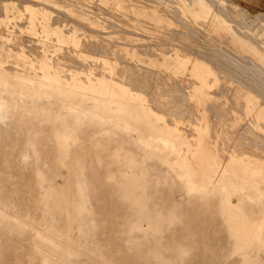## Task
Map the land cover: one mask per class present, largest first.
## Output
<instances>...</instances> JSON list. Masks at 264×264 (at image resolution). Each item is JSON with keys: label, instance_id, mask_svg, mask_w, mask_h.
Returning <instances> with one entry per match:
<instances>
[{"label": "rangeland", "instance_id": "374dc122", "mask_svg": "<svg viewBox=\"0 0 264 264\" xmlns=\"http://www.w3.org/2000/svg\"><path fill=\"white\" fill-rule=\"evenodd\" d=\"M31 2L33 4H31ZM214 8L217 10L219 8L220 13H218L217 10H215ZM220 9L224 13L226 12V15L222 14L223 12ZM175 10L177 11V13ZM238 12H241L240 15ZM201 13L202 15H200ZM43 15L45 16L43 17ZM192 15H198L197 20L194 19ZM214 15H219L220 19H223L222 21L224 22V24L231 28V30H229L230 33H226V31L219 32V29H217V27L214 25ZM226 16L231 20L227 21V19H224ZM118 19H120L121 21ZM179 19L181 22L179 21ZM248 20H250L251 23ZM246 21H248L249 23L247 22L245 24L244 22ZM238 22L240 23V25ZM58 23H60V25ZM104 23L107 24L105 25ZM110 23L114 24L115 26L111 27L112 25L110 26ZM180 23H184V25L186 24V27L183 24L181 25ZM32 24L34 25V27ZM38 26L40 28H38ZM93 27L94 30L92 31ZM187 27L189 29H192V31H195L194 35H192L193 32H191V30L186 29ZM95 29H97V31ZM180 33L182 36L180 35ZM185 33L191 34L186 35ZM244 33L246 35H241V38L240 34ZM48 35L51 37H49ZM184 35L186 36L184 37ZM187 36L190 37L188 38ZM219 36L221 38H219ZM192 37L194 38L193 40ZM197 37L200 40L196 39ZM200 37L202 38V40ZM229 37H232L234 39L237 38L238 43H240L239 41H241L242 43H245L247 47H252V45L253 47H255L256 45L258 47L260 45H264V0H0V76L6 79L7 82H11V84L17 83L19 79L23 80V84H21V87L16 91L11 93H5L0 90V94L6 97L9 103V115L18 114L22 110H25V112L28 114H33V110L37 104H39L40 102H46L45 99L38 98L37 95L40 93V89L43 87V85L47 83V78L58 76L59 81L57 83H54L55 87H61L66 91H74L76 93V95L71 98H64L63 96L59 97L58 95L56 96V101H61L66 106H73L83 103L91 110L96 111L97 113H102L101 115L103 117L108 116L107 113L103 112L104 110L115 111L119 108H122L123 106H126V104L131 105L127 107L128 110L131 112H140L143 111V108H147L148 110L153 112L149 111L150 113L148 112L142 115L132 113L128 116L131 120L132 127L136 128L137 130V132H130L131 134H127L128 140L132 143V148H139L140 144L138 142V138L152 132L151 130H149L147 125L149 122L154 123L158 127H165V125L167 124V120L169 122L170 127L177 126L178 128H181L180 133H185L186 135L188 134V132H186L187 129L191 130L193 128L196 119L203 118L204 121L202 123H206L207 126L210 128H208L207 130L208 135L209 133H211L207 140L211 141V148L206 149L207 151L205 152L206 154H204L205 159L202 165L205 167L206 174H208V181L212 184H217L221 181V178L219 176L217 164L214 163L213 160H211V157L214 155V153L221 154L224 152V150L233 151L236 150L238 147V151L246 150V153H250V155L257 156L259 159L260 157L261 159H264V148H262L264 147V140H262V138H264V129H262L264 128V120L260 122L259 127L255 128L252 126L253 124L251 125L253 120L252 116L250 114L244 116L243 114L246 105V100L244 99V96L247 95L252 96L254 102L257 103L262 109H264V101H262L264 100L262 99L264 98V91H262L264 90L262 89L264 88V71H262L264 70V68H262L259 64L255 62L256 59L254 60L248 48H246V52V50H242L240 49V47H236L237 42L232 41V38ZM248 37H250V39ZM179 39L180 41H178ZM203 39H205V41ZM189 40H192V42ZM92 41L94 46L92 45ZM199 41L200 43H198ZM207 41H211L209 42L211 44H215L216 42V44L211 45L208 44ZM225 41L229 44L225 43ZM166 42L168 43L166 44ZM217 42H219V46L221 44L223 48L221 46L219 48V46H217ZM182 43H185L186 45L188 43L189 46L191 45L189 47V50L188 45L186 46L185 44L183 45L186 48L183 47L185 48V50L183 48L182 50ZM80 44H83V47H81L82 45ZM201 44H203V46L205 44V48L209 46L208 49L203 50V52H201V48L204 49ZM95 45H97V47ZM229 45H233L234 47ZM100 46L102 47V49L100 48ZM135 46L138 48V50ZM212 46H217L219 49L217 47H214L213 50ZM93 47H96V49H94ZM146 47L148 49H146ZM228 47H232V49H229ZM193 48H195V51L193 50ZM209 48H211L210 50H212V54L217 57L214 58L215 60L213 59V55H207L210 58L212 56L211 61H208V59L210 60V58L206 57V53L209 51ZM85 49L87 50V52ZM88 49L92 51V53L89 52ZM141 49L143 51L142 53L140 51ZM226 49H229L231 51ZM102 50L104 51V53ZM1 51L3 54L1 53ZM191 52H193V54ZM197 52L198 54H201L197 56ZM210 52L208 53L211 54ZM216 52L218 54H215ZM237 52H239V54ZM120 53L123 54L121 55ZM202 53H205L203 54L205 56H202V58L204 59L201 58ZM235 53H237V55ZM115 54L118 56H116ZM47 55L50 57H48ZM217 55H219V57ZM238 55L242 56L237 58ZM212 59L214 61H212ZM92 61H94L95 63ZM206 61L208 62V64ZM55 62L57 64H55ZM213 62L216 63L213 64ZM109 63H111L112 65ZM194 63L200 64L203 70L209 71V76H207V79L209 81L206 88L202 92L204 93L202 96H198L199 92L196 90V88H198V85L196 83V79L194 78V72H192V67ZM217 63H219L221 66L218 67L219 65ZM254 63L256 64L254 65ZM215 64L217 68L215 67ZM94 65L98 66L94 67ZM140 65H142L143 67ZM239 65L241 66L239 67ZM257 65L262 69L259 68ZM19 66H21L24 70ZM4 67H6V69ZM229 69L231 72L229 71ZM28 71L31 72L29 73ZM133 71L135 73L132 74ZM142 71L144 72L141 73ZM127 73L131 75V78ZM231 73L233 75H231ZM236 76L237 78H239V80L236 78ZM102 77H104V79L109 82V85L115 87H124L125 89H127L128 93L132 95H141L143 97V100H139L136 98H121V91L119 90L115 91L113 97H109L108 90L90 91L75 86L77 82L83 86H86L89 81L94 82V80L102 79ZM234 78L236 80H233ZM131 81L133 82L132 84ZM134 83L136 85H134ZM137 83H139L140 87L137 86ZM170 84L172 86H169ZM109 85L106 84L105 88H107V86ZM167 85L169 86V88ZM175 85H177L178 87H176ZM218 85L220 86L218 87ZM242 85H244V88H246L247 86L248 89H243ZM170 87L172 89H170ZM180 87H182L183 89H181ZM174 88L178 89L175 90ZM148 89L150 90L149 92ZM255 89L256 91H254ZM250 90L253 92H250ZM27 91L30 92L33 97L31 95H27ZM167 91H169L168 95ZM254 92H257V94L260 93L259 96H261L259 97L256 94L254 95ZM210 95H213L212 98ZM154 96H156V99ZM171 96H174L175 98ZM181 96L183 97V100ZM165 97L168 99H165ZM169 98L171 100H169ZM172 98L175 99V101H172ZM173 102H177V106ZM180 102L183 103L181 104ZM185 102L191 104L188 105ZM92 103H105L106 105L93 106ZM140 103H144L146 106H136ZM166 104L169 106H167ZM172 104H174L175 107H172ZM203 104L205 105V107L203 106ZM214 104L215 106H213ZM132 105H134V107H132ZM154 105H156L155 108L153 107ZM183 105L184 107L186 105V108L190 107L187 109V111L191 110V113L187 112L186 108L185 110L182 109ZM194 105L196 109H193ZM201 105L203 107H200ZM209 106L213 107L210 111ZM166 108L170 113L167 114V110H165ZM214 109L217 111H215ZM164 110L166 112H164ZM174 110L176 113L174 112ZM171 112H174L173 115L175 116L171 115ZM183 112H185V116ZM208 112L210 113L208 114ZM181 113H183V115H181ZM189 117L192 119H190ZM158 118H163V122L161 120L158 121ZM225 118L230 119L227 121ZM141 119H143L142 122H140ZM210 119H213V123L210 122ZM200 121L201 120H197V122L199 123ZM50 123L52 124V116L48 108H45L44 111L37 117H35L33 120L35 130H41L44 126H47ZM213 124H215L216 127L213 126ZM248 124L251 125V127H249ZM178 125H180V127ZM211 128L213 131H210ZM240 128H242L243 131ZM0 129L2 131V135L0 136V192L11 196L17 189L19 191V187L21 184L25 186L23 192V195L25 194V200L23 202V205L20 206L18 209V217L23 218L26 217V215L29 213L31 202L36 195V192L34 191L33 186L29 180L30 175L36 170L47 172L50 168V164L47 163L43 158L37 160L34 159L31 152V148L27 143L26 130L24 131L22 129H19L12 121V119H0ZM228 131H230V133ZM235 132L237 134H235ZM119 134L126 135L124 132ZM235 135H238L237 139ZM258 135L261 137H258ZM245 138L250 141L245 140ZM251 138L254 141L256 140V138L259 139L256 140L255 142L257 143H255L251 140ZM229 143L232 146L229 147ZM217 144L220 145V147L222 145L223 146L220 148ZM234 144L236 145L233 146ZM259 145H261V148L259 147ZM49 147L50 144L47 143L46 149H49ZM103 156L107 159V152H105ZM86 159L87 160L85 162V165L90 168L92 165L88 162L89 158ZM153 165L156 168L155 173L164 172V166L161 163L153 162ZM106 167H108L107 171H114L117 168V165H108L107 163ZM107 171L104 170L103 174H106ZM101 182L105 187L107 186L106 180H103ZM154 189L162 191V193L158 195L160 200L157 205V208L161 210L162 213H166V209L172 206L174 200L179 201L182 204V207L185 208V222L190 224L189 227H186L185 229H189L191 233L195 235V239L198 241L197 252H200L202 254V256L199 258V263H238L237 258H234L230 261L225 260L223 258V250L228 247V235L226 233V228L223 226L220 213L217 209L219 195L216 191H212L209 194L203 196H193L191 197V200H189L190 197L185 194L184 187L175 178L168 179L167 184L165 186L160 184L157 185ZM116 213H118L119 215L122 214L121 211H118ZM25 228L26 229L15 230L10 228L6 223H0V264H52L50 262H38V260L35 258V253L36 250L39 249V247L35 244L32 239L33 227L25 222ZM176 229L179 230L180 228L177 226ZM43 253L47 252L43 250ZM262 258H264V254H262ZM261 263H264V260H262Z\"/></svg>", "mask_w": 264, "mask_h": 264}, {"label": "bare ground", "instance_id": "6f19581e", "mask_svg": "<svg viewBox=\"0 0 264 264\" xmlns=\"http://www.w3.org/2000/svg\"><path fill=\"white\" fill-rule=\"evenodd\" d=\"M28 3H29V1H28ZM108 3H110V2H108ZM31 4H33V3L31 2ZM102 4H104V3H102ZM42 7H43V5H42ZM64 7H66V6H64ZM111 7H110V9H111ZM116 8H114V9H116ZM226 8H227V6H226ZM215 10H217V9H215ZM175 11H174V13H175ZM179 11H180V9H179ZM217 12L220 13L219 8H218ZM229 12H230V9H229ZM176 13H177V11H176ZM240 13H239V15H240ZM222 14L226 15V12L225 13L223 12ZM181 15H183V14H181ZM200 15H202V13ZM44 16L45 15H43V17ZM186 16H187V14H186ZM192 16L194 19L197 20L198 15H192ZM243 16H244V14H243ZM115 17H116V15H115ZM177 18H178V16H177ZM180 19H179V21H180ZM224 19H227V21L231 20L227 16ZM32 20H35V19H32ZM118 20H120V19H118ZM222 20L223 19H220L219 15L213 16L214 25L217 27V29H219V32H225L226 31V33L227 32L230 33L229 30H231V28L229 26H226ZM248 21L250 22V20H248ZM248 21H246L244 23L246 24ZM71 22H73V21H71ZM76 22H80V21H76ZM182 22H184V21H182ZM58 24L60 25V23H58ZM180 24L184 25V23H180ZM35 25H36V23H35ZM101 25H103V24H101ZM239 25H240V23H239ZM79 26H81V25H79ZM110 26L113 27L115 25L110 23ZM254 26H256V25H254ZM33 27H34V25H33ZM88 27H90V26H88ZM108 27H109V23H108ZM38 28H40V27L38 26ZM186 29L188 30L189 28L187 27ZM232 29H233V27H232ZM93 30H94V27H93L92 31ZM95 30L97 31V29H95ZM189 30H191V32H193L192 35H194L195 31H192V29H189ZM259 30H260V27H259ZM122 31H119V32H122ZM125 33H127V32H125ZM175 33H177V32H175ZM182 34H183V32H182ZM185 34L190 35L191 33H185ZM236 34H237V31H236ZM41 35H42V32H41ZM180 35H181V33H180ZM186 35H184V37ZM241 35L245 36L246 34L245 33L240 34V36ZM36 37H38V36H36ZM49 37H51V36H49ZM85 38H86V36H85ZM219 38H221V37L219 36ZM229 38H232V37H229ZM241 38H242V36H241ZM248 38L250 39V37H248ZM134 39H136V38H134ZM193 39L194 38L192 37V40ZM196 39L200 40L198 37ZM206 39H208V38H206ZM192 40H189V41L192 42ZM201 40H202V38H201ZM203 40L205 41V39H203ZM223 40H224V38H223ZM237 40H238L237 38L236 39L232 38V41L237 42L236 47H238V48L240 47V49H242V50H246V48H248V50H250L254 60L256 59L255 62L257 64H259L262 68H264V45H262V46L260 45L258 47L256 45L258 42L257 41L256 44H254V45H256L255 47H253V45H252V47H247L245 43H242L241 41H239L240 43H238ZM175 41H177V40H175ZM178 41H180V39ZM115 42H117V41H115ZM209 42H211V41H209ZM209 42H208V44H211ZM219 42H217V46H219V44H218ZM221 42H222V40H221ZM167 43L168 42H166V44ZM185 43H182L181 49L183 47H185L183 45ZM198 43H200V41ZM225 43H228V42L225 41ZM225 43H224V45H225ZM90 44H91V42H90ZM215 44H216V42H215ZM215 44L213 43L211 45H215ZM252 44H253V42H252ZM80 45H82L81 47H83V44H80ZM87 45H88V43H87ZM87 45H85V46H87ZM92 45H93V41H92ZM187 45H188V43H187ZM201 45L203 46V44H201ZM201 45H199V46H201ZM95 46L97 47V45H95ZM101 46H100V48L102 49ZM190 46L188 45V50H189ZM217 46H212V49L214 47H217ZM220 46H221V44H220ZM220 46H219V48H220ZM226 46H227V44H226ZM229 46H233V45H229ZM87 47H86V49H87ZM96 47H93V48L96 49ZM203 47H204V49L200 47L202 49L201 52H203V50L208 49L209 46L207 48H205V44H204ZM221 47L223 48V46H221ZM100 48H98V49H100ZM185 48H183V49L185 50ZM191 48H190V50H191ZM228 48L232 49V47L231 48L228 47ZM89 49H91V48H89ZM146 49H148V48L146 47ZM210 49L211 48H209V51L208 50L207 51L208 52L211 51L210 52L211 54H209L206 51L207 52L206 57H208L207 55H213L214 56V54H212V50H210ZM229 49H226V50H229ZM78 50H79V48H78ZM137 50H138V48H137ZM193 50L195 51V48H193ZM215 50H216V48H215ZM48 51H51V50H48ZM93 51H95V50H93ZM140 51H141V53L143 52L142 49ZM197 51H198V49H197ZM219 51H221V50H219ZM229 51H231V50H229ZM236 51H237V49H236ZM23 52H25V51H23ZM86 52H87V50H86ZM89 52L92 53V51H90V50H89ZM222 52H223V49H222ZM227 52H226V54H227ZM246 52H247V50H246ZM1 53H2V51H1ZM103 53H104V51H103ZM191 53L193 54V52H191ZM237 53L239 54V52H237ZM237 53H235V54L237 55ZM106 54H107V52H106ZM120 54L122 55L123 53H120ZM200 54H198V52H197L196 55L198 56ZM203 54H205V53H202L201 58H202V56H205ZM215 54H218V53L216 52ZM247 55H248V53H247ZM116 56H118V55H116ZM217 56L219 57V55H217ZM240 56H242V55H240ZM240 56L238 55L237 58H239ZM252 56H250V57H252ZM48 57H50V56H48ZM233 57H234V54H233ZM208 58H210V57H208ZM211 58H212V56H211ZM211 58H210V60L208 59V61H211ZM214 58H217V57L214 56L213 59ZM202 59H204V58H202ZM213 59H212V61L215 60V59L214 60ZM33 61H35V60H33ZM57 61H59V60H57ZM75 61H76V59H75ZM46 62H47V60H46ZM92 62H94V61H92ZM214 63H216V62H213V64ZM219 63H217L219 65V66L217 65L218 67L221 66L220 65L221 63L220 64ZM252 63H253V61H252ZM256 63H254V65ZM55 64H57V63L55 62ZM109 64H111V63H109ZM207 64H208V62H207ZM211 64H212V62H211ZM229 64H231V63H229ZM61 65H63V64H61ZM235 65H238V64H235ZM96 66H98V65H96ZM96 66L94 65V67H96ZM140 66H142V65H140ZM240 66L241 65H239V67ZM19 67H21V66H19ZM215 67H216V64H215ZM261 67H259V68H261ZM4 68L6 69V67H4ZM102 68H104V67H102ZM192 69H193L192 72H194V78L196 79V83L198 85V88H196V90L199 92L198 96H202L204 94L202 92L206 88L208 81H209L207 79L208 78L207 76H209V71L203 70L201 65L198 63H194ZM7 70H8V68H7ZM75 70H77V69H75ZM111 71H112V68H111ZM229 71H230V69H229ZM262 71H264V70H262ZM80 72H82V71H80ZM143 72L144 71H142L141 73H143ZM133 73H135V72L133 71L132 74ZM232 73H231V75H233ZM95 74H96V72H95ZM256 74H257V72H256ZM142 75H144V74H142ZM129 76L131 78V75H129ZM147 76H148V74H147ZM133 78H132V80H133ZM236 78H237V76H236ZM137 79H138V77H137ZM150 79H151V77H150ZM237 79L239 80V78H237ZM233 80H236V79L234 78ZM58 81H59L58 76L47 78V81H46L47 83H45L43 85V87L40 89V93L37 95L38 98L45 99L46 102L45 103L40 102L39 104H37L33 110V114H28L25 112V110H22L18 114L9 115V112H8L9 103H8L6 97H4V96H2V94H0V119H5V118L6 119L7 118L12 119V121L15 123V125L19 129H22L24 131L26 130L27 143H28L29 147L31 148V152H32L34 159L37 160V159L43 158L47 163L50 164V168L48 169L47 172H44L41 170H36L30 175L29 180L33 186L34 191L36 192V195L31 202L30 211L26 215V217H23V218L18 217L19 216V210L18 209L20 206L23 205V202L25 200V198H24L25 194L23 195L25 186L23 184L20 185L21 188L19 187V191L17 189L14 192L15 194L13 193L11 196H9L8 194L0 192V223H6L10 228L15 229V230L26 229L25 228V222L33 227L32 239L35 242V244L39 247V249H37L36 253H35V258L38 260V262H42V263L43 262L44 263L50 262L52 264H204L202 262H200V263L198 262V261H200L199 258L202 256V254L200 252H197L198 251L197 250L198 249V247H197L198 241L195 239V235H193L189 229H185L186 227H189L190 224L185 222V220H186L185 219L186 217L184 215L185 208L182 207V204L179 201L174 200L172 206L166 209V213H162L161 210H159L157 208L158 202L160 200L158 195H160L162 193V191L156 190L154 188L160 184L165 186L167 184L168 179L175 178L184 187L185 194L190 197L189 200H191V197H193V196H203V195L209 194L212 191H216L217 194L219 195L218 208L217 209L220 213V216H221L222 222H223V226L226 228V233L228 235V240H227L228 247H226L223 250V253H224L223 258L225 260L230 261V260H233L234 258H237L238 263H236V264H264V263H261V261L264 260V258H262V254H264V159H261V157L259 159L257 156L250 155V153H246L247 152L246 150L245 151H238L237 150L238 147L236 150H233V151L227 149L228 151L224 150V152L221 154H218V153L215 154L214 153V155L211 157V160H213L214 163L217 164L221 181L217 184H212L208 181L209 180L208 174H206L205 167L202 165V163L204 162V159H205L204 154H206L205 153L207 151L206 149L211 148V141L207 140V138L209 137V135L211 133H209V135H208L207 130L209 127L207 126L206 123H202L204 121L203 118L196 119L195 124L193 125V128L191 130L187 129L186 132H188V134H186V135H185V133H180L181 128H178L177 126L170 127L169 122L167 120H166L167 124L165 125V127H158L154 123L149 122L147 125H148L149 130H151L152 132L145 135V136H141L138 138V142L140 144L139 148H132V143H131V141L128 140L127 134L130 132H137V130H136V128L132 127L131 120L128 116L132 113H136V114H140V115L146 114L150 110L142 107L143 111L131 112L127 108L128 106H131V105L126 104V106H123L122 108H119L118 110H115V111L114 110L113 111L112 110H109V111L104 110L103 112L107 113L108 116L103 117L101 115L102 113H97L96 111L91 110L89 107H87L83 103L73 105V106H66L61 101H56V96L58 95L59 97L63 96L64 98H71V97L75 96L76 93L74 91H66V90L62 89L61 87H55L54 83H57ZM159 81H160V78H159ZM163 81H165V80H163ZM132 83L133 82L131 81V84ZM147 83H148V80H147ZM21 84H23V80H21V79H19L17 81V83L11 84V82L10 83L7 82L6 79H4L2 76H0V90L2 92H5V93L14 92L21 87L20 86ZM106 84L109 85V82L107 80H105L104 77H102V79H96V80H94V82L89 81L86 86H83V85L79 84L78 82H77V84H75V86L78 88H83V89H87L90 91L108 90V92H109L108 96L109 97H113L114 96L113 94L115 93V91L119 90V91H121V95H120L121 98H136L139 100H143V97L141 95H132V94L128 93L127 89H125L124 87H115V86L109 85V86H107V88H105ZM137 84H138L137 86L140 87L139 83H137ZM171 84L169 86L173 85V84L172 85ZM134 85H136V84L134 83ZM177 85H175V86L178 87ZM169 86H168V88H169ZM219 86L220 85H218V87ZM242 86H243V89H248L247 86H246V88H244V85H242ZM251 86H253V85H251ZM160 88H161V85H160ZM180 88L183 89L182 87H180ZM149 89H151V88H149ZM149 89H148V92L150 91ZM170 89H172V88L170 87ZM177 89H175V90H177ZM262 89H264V88H262ZM260 90H261V88H260ZM254 91H256V89ZM262 91H264V90H262ZM153 92H155V91H153ZM168 92L169 91H167V95H168ZM250 92H253V91L250 90ZM257 92H258V90H257ZM257 92H254V95L256 94L259 96L260 93L257 94ZM217 93H218V91H217ZM27 95L30 96L31 93L27 91ZM31 96L33 97V95H31ZM156 96H154L155 99H156ZM174 96H171V97H174ZM212 96H211V98H212ZM178 98H180V97H178ZM184 98H186V97H184ZM165 99H168V98L165 97ZM244 99L246 100L245 109L243 111L244 116L250 114L253 118L251 125L253 124L252 126L255 128L259 127L260 122L262 120H264V109H262L257 103L254 102V99L252 98V96H248V95L244 96ZM262 99H264V98H262ZM150 100H152V99H150ZM169 100H171V99L169 98ZM173 100L175 101V99L172 98V101ZM179 100H181V99H179ZM182 100H183V97H182ZM262 101H264V100H262ZM168 102H170V101H168ZM177 102H173V103H175V105L177 106ZM183 102H180V103L182 104ZM185 103L188 104L187 102H185ZM200 103H202V102H200ZM189 104H191V103H189ZM92 105L93 106H101V105H106V104L105 103H101V104L100 103H92ZM162 105H163V103H162ZM175 105L172 104V107L173 106L175 107ZM188 105H187V107H188ZM240 105H242V104H240ZM136 106H146V105L144 103H140L139 105H136ZM155 106L156 105H154L153 107L155 108ZM167 106H169V105H167ZM203 106L205 107L204 104H203ZM203 106L201 105L200 107H203ZM213 106H215V104ZM132 107H134V105H132ZM182 107H183L182 109L185 110L186 105H185V107H184V105ZM209 107L208 108L210 111L211 108H213V107L212 106H209ZM45 108H48V110L51 113L52 124L50 123L49 125L44 126L41 130H35L34 125H33V120L35 117H37L39 114H41ZM188 108H190V107H188ZM188 108H186V111ZM193 109H196L195 105L193 106ZM193 109H192V112H193ZM219 109H218V111H219ZM232 109H234V108H232ZM165 110H167V108ZM165 110H164V112H166ZM190 111L188 110L187 112H190ZM215 111H217V110H215ZM235 111H236V109H235ZM150 112H153V111H150ZM174 112H175V110H174ZM174 112H171L172 113L171 115H173ZM168 113H170V112L167 110V114ZM183 113L185 116V112H183ZM183 113H181V115H183ZM209 113L210 112H208V114ZM173 116H175V115H173ZM187 116H188V114H187ZM196 117H198V116H196ZM166 118H167V116H166ZM230 118H228V119L225 118V119L228 121ZM190 119H192V118H190ZM157 120L158 121L161 120L163 122V118H158ZM197 120H201L200 123L197 122ZM212 120L210 121L211 123H213ZM142 121H143V119L140 120V122H142ZM164 122H165V120H164ZM190 123H191V121H190ZM251 125H249V127H251ZM178 126L180 127V125H178ZM183 126H184V124H183ZM213 126H215V124H213ZM84 127H86V128H84ZM219 127H220V125H219ZM212 128H214V127H212ZM212 128L210 131H213ZM182 129H183V127H182ZM240 129L242 130V128H240ZM262 129H264V128H262ZM123 132L126 135L119 134V133H123ZM228 132L230 133V131H228ZM252 133H254V132H252ZM235 134H237V133L235 132ZM1 135H2V131L0 129V136ZM237 136H236V139H237ZM258 137H261V136L258 135ZM249 138H250V136H249ZM243 139H244V137H243ZM258 139L256 138V140H258ZM245 140H248V139L245 138ZM251 140H252V138H251ZM262 140H264V138H262ZM248 141H250V140H248ZM252 141L255 142L254 140H252ZM258 142H260V141H258ZM47 143L50 144L49 149H46ZM237 143H238V141H237ZM255 143H257V142H255ZM235 145L236 144H234L233 146H235ZM261 145H262V143H261ZM261 145H259V147ZM230 146H232V145H230V143H229V147ZM245 146H247V145H245ZM218 147H220V145H218ZM240 147H241V144H240ZM255 148H256V146H255ZM262 148H264V147H262ZM241 149H243V148H241ZM244 149H245V147H244ZM105 152H107V159L103 156ZM259 155H260V153H259ZM86 158H89L88 162H89V164L92 165L90 168H88L85 165V162L87 160ZM258 159H259V161H258ZM153 162L161 163L164 166V172L163 173H158V172L155 173L156 168L153 165ZM107 163H108V165L109 164H111V165L116 164L117 168L114 171H109V170L107 171V169H108V167H106ZM104 170L107 171L106 174H103ZM103 180L107 181L106 187L101 182ZM118 211H121L122 214L119 215L118 213H116ZM177 226L180 228L179 230L176 229ZM43 250L46 251L47 253H43Z\"/></svg>", "mask_w": 264, "mask_h": 264}]
</instances>
